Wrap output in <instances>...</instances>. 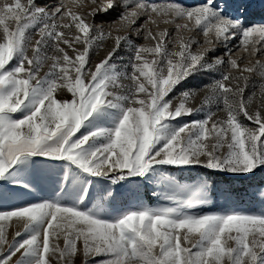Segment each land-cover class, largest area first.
I'll return each mask as SVG.
<instances>
[{"label":"snow or ice","instance_id":"obj_1","mask_svg":"<svg viewBox=\"0 0 264 264\" xmlns=\"http://www.w3.org/2000/svg\"><path fill=\"white\" fill-rule=\"evenodd\" d=\"M262 57L264 0H0V264H264Z\"/></svg>","mask_w":264,"mask_h":264},{"label":"rangeland","instance_id":"obj_2","mask_svg":"<svg viewBox=\"0 0 264 264\" xmlns=\"http://www.w3.org/2000/svg\"><path fill=\"white\" fill-rule=\"evenodd\" d=\"M258 4L259 0H255ZM260 9L257 8L253 11L254 21L259 20ZM264 58V57H262ZM204 175H207L211 185L209 188V204L204 206L205 210H214L220 207H236V208H253L259 203L260 191L253 192L249 186L248 180L240 179H228L223 176H216L209 174L201 170ZM170 174H175L170 173ZM232 174H229L231 177ZM182 182L191 183L196 179L193 175L186 179L184 176H178ZM258 179V174L257 178ZM119 202L124 204H130L136 201V199H143L145 203L152 206L164 203L159 196L154 193L163 192V188L156 184H149L148 182H141L137 188L136 184L126 185L122 189H118Z\"/></svg>","mask_w":264,"mask_h":264}]
</instances>
